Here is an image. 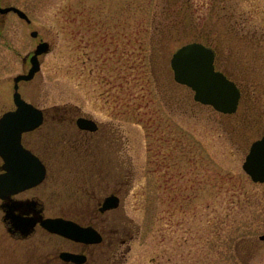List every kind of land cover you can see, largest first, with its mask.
<instances>
[{"label":"rangeland","instance_id":"1","mask_svg":"<svg viewBox=\"0 0 264 264\" xmlns=\"http://www.w3.org/2000/svg\"><path fill=\"white\" fill-rule=\"evenodd\" d=\"M13 2L31 25L16 17L0 40V115L37 30L51 49L20 91L48 109L29 135L48 168L47 212L77 217L115 192L118 264H264V183L243 168L264 134V0ZM193 41L240 86L236 112L175 80L171 57Z\"/></svg>","mask_w":264,"mask_h":264},{"label":"water","instance_id":"2","mask_svg":"<svg viewBox=\"0 0 264 264\" xmlns=\"http://www.w3.org/2000/svg\"><path fill=\"white\" fill-rule=\"evenodd\" d=\"M20 16L29 19L26 12L13 6ZM36 32H33L35 35ZM48 41L41 42L31 56L32 66L26 73L15 77L14 101L16 109L5 112L0 118V155L5 160L8 172L0 182V196L5 198L12 192L40 183L46 175V166L41 159L25 147L22 134L40 126L44 110L25 100L18 90L20 80H30L41 68L40 55L50 51ZM171 66L177 82L191 87L194 98L203 104L212 105L223 113H234L239 105L241 90L235 81L215 66V51L212 47L193 41L179 47L172 55ZM77 124L82 129L96 130L95 120L80 116ZM243 168L255 182L264 183V134L254 140L243 163ZM120 197L111 194L105 197L102 210L117 207ZM49 231L80 241H101L100 234L90 228L64 217L38 218ZM264 240V234L260 235Z\"/></svg>","mask_w":264,"mask_h":264},{"label":"flooded vegetation","instance_id":"3","mask_svg":"<svg viewBox=\"0 0 264 264\" xmlns=\"http://www.w3.org/2000/svg\"><path fill=\"white\" fill-rule=\"evenodd\" d=\"M13 6L19 7L13 0H0V40L4 39V32L6 30L13 33V24L16 17L27 22L29 26L31 25L30 17L29 19L24 18L13 9L4 10ZM33 32H36V34L33 35ZM31 35L37 40L36 47L41 42L46 41L39 35L37 30L33 29ZM9 38H11L10 34ZM33 52L34 50L30 51L23 58V64L27 66L28 70L31 67ZM31 80H20L18 82V90L20 91V86L23 82ZM15 84L14 76V104ZM20 93L25 98L21 91ZM15 108L16 105L13 108L5 110L0 115V118L5 112L14 110ZM43 110L45 121L48 109L43 108ZM38 128L24 132L22 134V142L25 147L34 152L45 164L46 175L36 185L12 192L5 198L0 196V264H118L121 258H123L124 253H110L112 239L108 233L109 225L106 215V212L110 209H101L104 199L92 210L86 211L77 217L68 216L64 213L54 214L47 212L45 196L48 168L43 156L31 144L33 139L29 137ZM4 164L5 160L0 155V182L3 175L8 172ZM114 194L118 195L115 192ZM41 216L43 218L64 217L71 219L83 227H90L96 230L101 236V241H80L51 232L38 220Z\"/></svg>","mask_w":264,"mask_h":264},{"label":"bare ground","instance_id":"4","mask_svg":"<svg viewBox=\"0 0 264 264\" xmlns=\"http://www.w3.org/2000/svg\"><path fill=\"white\" fill-rule=\"evenodd\" d=\"M251 145V144H250Z\"/></svg>","mask_w":264,"mask_h":264}]
</instances>
